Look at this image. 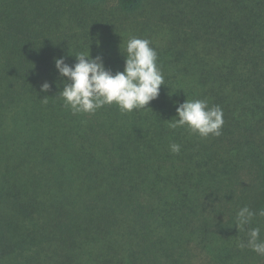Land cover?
Instances as JSON below:
<instances>
[{"label": "trees", "instance_id": "1", "mask_svg": "<svg viewBox=\"0 0 264 264\" xmlns=\"http://www.w3.org/2000/svg\"><path fill=\"white\" fill-rule=\"evenodd\" d=\"M131 37L159 97L74 115L55 59L123 71ZM187 99L222 108L220 136L169 127ZM244 206L264 209V0H0V264H264Z\"/></svg>", "mask_w": 264, "mask_h": 264}, {"label": "clouds", "instance_id": "2", "mask_svg": "<svg viewBox=\"0 0 264 264\" xmlns=\"http://www.w3.org/2000/svg\"><path fill=\"white\" fill-rule=\"evenodd\" d=\"M150 45L148 39L131 37L121 50L125 58L124 70L115 73L106 68L103 55L92 57L86 53L76 54L77 62L74 65L67 64L63 57L56 58L58 73L70 81L58 95L63 99L65 107L70 108L74 115L92 114L112 104H116L122 113L146 109L151 101L159 97L161 86L165 85L163 73L157 64L158 54ZM50 89L51 85L45 82L40 90L48 92ZM177 103L178 115L170 120V128L186 126L201 138L222 134L224 119L219 105L209 107L207 100L200 99ZM169 148L173 154H178L181 145L170 143ZM257 215L264 217V209L256 212L248 206L240 208L236 214L238 230H244ZM238 247L249 248L257 255L264 256L261 229L248 228L247 241H240Z\"/></svg>", "mask_w": 264, "mask_h": 264}]
</instances>
